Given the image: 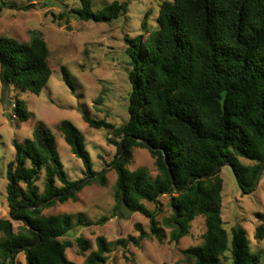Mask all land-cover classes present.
<instances>
[{
	"label": "trees",
	"instance_id": "trees-1",
	"mask_svg": "<svg viewBox=\"0 0 264 264\" xmlns=\"http://www.w3.org/2000/svg\"><path fill=\"white\" fill-rule=\"evenodd\" d=\"M80 1L82 8L72 13L85 22L107 23L127 9L126 4L114 1L96 12L92 0ZM157 23L146 37L127 39L132 69L129 121L116 127L82 111L91 128L111 133L109 143L117 148L108 165L117 173L116 212L121 216L119 204L124 199L150 219L151 233L142 232L139 241L130 238L131 242L140 245L142 239L154 237L163 243L165 236L155 214L141 203L157 204L161 197L169 196L174 214L164 226L171 230V243L178 244L189 235L195 219L205 217L204 242L186 250V264H222L228 252L232 264H261L242 226L232 230L229 246L222 214V170L214 171L232 163L247 192L254 188L264 165V0L165 1ZM50 53L40 32H32L27 43L0 36L3 84L40 96L53 75ZM62 73L67 86L75 90L69 71L64 68ZM14 105L13 115L27 121L25 102L16 100ZM59 131L72 153L83 161L86 177L94 179L72 190L78 182L66 173L55 136L44 126L25 143L13 141L16 155L7 170L10 217L0 218V264H13L15 252L24 253L26 264H75L66 254L74 244L64 240L74 229L73 216L43 212L78 200L77 194L94 181L106 186L107 172L94 170L84 138L72 122H61ZM123 146L126 157L120 162ZM135 148L149 150L159 172L156 179L145 167L129 169ZM239 158L256 165L245 166ZM42 175L43 193L37 186ZM57 197L61 198L54 200ZM18 210L16 217L26 219L32 229L18 222L16 230L11 214ZM259 217L264 221V215ZM78 225L93 224L79 219ZM256 239L264 240L263 224L257 228ZM78 244L85 255L89 242L79 239ZM96 244L97 250L86 256L85 264H106L111 244L102 236ZM117 244L127 245L124 240Z\"/></svg>",
	"mask_w": 264,
	"mask_h": 264
},
{
	"label": "rangeland",
	"instance_id": "rangeland-1",
	"mask_svg": "<svg viewBox=\"0 0 264 264\" xmlns=\"http://www.w3.org/2000/svg\"><path fill=\"white\" fill-rule=\"evenodd\" d=\"M118 1L127 5L120 17L107 23L81 21L72 12L82 8L80 0H0V36L10 37L21 43L31 40L32 32H40L50 48V67L53 75L40 96L32 92H20L14 87L6 88L1 80L0 64V218H9L7 202V170L16 152L13 141L25 143L33 132L44 126L55 136L56 150L66 173L75 182H82L86 169L77 158L59 131L64 120L72 122L84 138V146L90 153L95 171L107 172V184L98 181L87 185L77 194L78 200L44 210L45 215L70 214L74 219L73 231L64 239L74 244L66 251L75 264H85L86 256L97 250L96 240L104 237L112 247L106 264H186V250L204 242L207 227L204 216H198L191 225L190 233L178 244L170 242L171 230L164 226L174 210L171 198L163 196L157 204L143 201L142 206L156 216L163 229L165 240L142 239L140 245L130 241L140 239L142 232L151 233V221L142 212H136L129 220L118 216L116 207L117 173L108 165L117 154V148L109 143L111 133L106 129H93L83 119L82 111L96 120H106L116 127L129 121V105L132 85L129 79L131 66L127 55V39L147 36L158 27L160 6L172 0H92V9L100 11ZM25 7H30L24 10ZM67 69L75 83V90L64 81L63 69ZM16 100L24 101L29 119L25 122L13 117ZM241 164L254 166L255 162L239 158ZM145 167L152 179L159 172L149 150L135 148L131 171ZM224 181L223 219L230 234L242 226L252 251L264 264V240L256 239V231L264 221V171L258 186L243 192L233 170L222 168ZM44 175L37 182L44 192ZM107 220H103V219ZM91 222L92 226H79L78 221ZM16 230L19 223L14 222ZM140 229V230H139ZM87 240L90 249L85 255L78 244ZM124 240L127 245L117 242ZM222 264H232L228 252ZM16 264H26L24 253L17 256Z\"/></svg>",
	"mask_w": 264,
	"mask_h": 264
},
{
	"label": "water",
	"instance_id": "water-1",
	"mask_svg": "<svg viewBox=\"0 0 264 264\" xmlns=\"http://www.w3.org/2000/svg\"><path fill=\"white\" fill-rule=\"evenodd\" d=\"M144 143H145L148 147H150V144H149L148 142H144ZM125 157H126V152H125V147L123 146V147H122V151H121V156H120V158H119V161L122 162V161L125 159ZM224 167H229V168H231V169L233 170V172H234L235 175H236L237 182H238V185H239L240 189H241L243 192H245L243 186H242L241 183H240L239 177H238V175L236 174L235 166H234L232 163H225V164L221 165L219 168H217V169L214 171V173L219 172V171L222 170V168H224ZM263 171H264V165H263L262 168H261V171H260V173H259L258 179H257V181H256V184H255L253 190L258 186V184H259V182H260V180H261V177H262ZM170 176H171L172 182H173V184H174V187L177 189V186H176V183H175V178H174V175H173V172L171 171V169H170ZM93 179H94V178H87V179H85L84 181L78 183L77 186L73 187L72 190H76V189H77L79 186H81L82 184H85V183H87L88 181L93 180ZM191 182H192V179H191V180L189 181V183L186 185V187L184 188V190H186L187 188L190 187ZM245 193H246V192H245ZM61 197H63V196H61ZM61 197H57V198H55L54 200H57V199H59V198H61ZM27 209H30V208H27ZM119 211H120L121 216H122L124 219H126V220H129V219L132 217L133 214H135L136 212H139V211H137V210H134V209L130 208V206L125 202L124 199H122V200L120 201V204H119ZM18 212H20V210H18V211H16L15 213H12V214H11V218L13 219V221L24 223V224L27 225V227H28L29 229H32L31 224H30L26 219H24V218H17V217H16V214H17ZM40 243H41V239H40V241H39L38 243H36V244L33 245V246H37V245L40 244ZM17 256H18V252H15V253H14V257H13V261H12L13 264H16Z\"/></svg>",
	"mask_w": 264,
	"mask_h": 264
},
{
	"label": "built area",
	"instance_id": "built-area-1",
	"mask_svg": "<svg viewBox=\"0 0 264 264\" xmlns=\"http://www.w3.org/2000/svg\"><path fill=\"white\" fill-rule=\"evenodd\" d=\"M13 109H15V105H13ZM13 117H15V118H16V115H13Z\"/></svg>",
	"mask_w": 264,
	"mask_h": 264
}]
</instances>
